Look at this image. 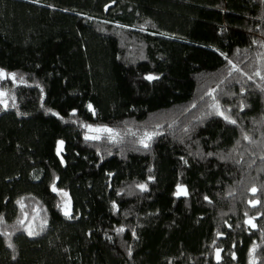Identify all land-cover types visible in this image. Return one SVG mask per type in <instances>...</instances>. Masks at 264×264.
Listing matches in <instances>:
<instances>
[{
	"label": "trees",
	"instance_id": "trees-1",
	"mask_svg": "<svg viewBox=\"0 0 264 264\" xmlns=\"http://www.w3.org/2000/svg\"><path fill=\"white\" fill-rule=\"evenodd\" d=\"M0 70V264H264V0H0Z\"/></svg>",
	"mask_w": 264,
	"mask_h": 264
},
{
	"label": "snow or ice",
	"instance_id": "snow-or-ice-1",
	"mask_svg": "<svg viewBox=\"0 0 264 264\" xmlns=\"http://www.w3.org/2000/svg\"><path fill=\"white\" fill-rule=\"evenodd\" d=\"M231 63V62H230ZM257 76H259L260 75V73L259 72H256L255 73ZM8 75L9 74H6V73H4L2 70H0V79H4V78H7L8 77ZM11 78H15V74H11ZM251 78V77H250ZM147 79H149V80H151V79H155V77H151V76H149V77H147ZM261 79H264V76H261ZM5 95V93H0V97H2V96H4ZM89 107V109L91 110V108H92V106L91 105H89L88 106ZM217 114H219V115H224L222 112H219L218 111V113ZM224 118L226 119V120H228L229 121V123H232V124H235L236 123V121L235 120H231V119H229V117L228 116H224ZM89 127V131L90 132H96V133H108V134H112V129H110V128H92L91 126H88ZM101 137L99 136V135H94V136H86L85 137V139H94V140H99ZM150 138V137H149ZM245 139H249L247 136H245ZM61 143V145H62V143L63 142H60ZM145 147H147L148 145L147 144H145L144 145ZM145 185H140V188L142 189V190H144L145 189ZM53 191H56V189H55V186H53ZM257 190L255 189V188H253L252 189V192L255 194V192H256ZM65 195H67L66 193H65ZM175 195L176 196H181V195H187V190L186 189H184L183 187H181V186H178V188H177V192L175 193ZM251 203V206L252 207H256L257 206V204H259V201L257 200V201H251L250 202ZM65 215H69V213L68 212H65ZM249 225H251L253 228L255 227V224L253 223V221L250 219V220H248V221H246ZM118 231H123V229H119ZM29 235H33V233L31 232V231H29V233H28ZM9 247H11V244L9 245ZM255 251V248H253L252 249V252H254ZM217 259L219 260V252L217 253Z\"/></svg>",
	"mask_w": 264,
	"mask_h": 264
},
{
	"label": "rangeland",
	"instance_id": "rangeland-1",
	"mask_svg": "<svg viewBox=\"0 0 264 264\" xmlns=\"http://www.w3.org/2000/svg\"><path fill=\"white\" fill-rule=\"evenodd\" d=\"M2 71L6 74H9L5 70H2ZM9 78L12 79V81H13L12 83H14L15 85L17 84V81H15L13 78H11V73L8 75L7 78L0 79V93H5L4 96L0 97V101L9 102V101L14 99L13 94L10 92L11 87L9 88L8 86L3 85V82L7 81Z\"/></svg>",
	"mask_w": 264,
	"mask_h": 264
}]
</instances>
